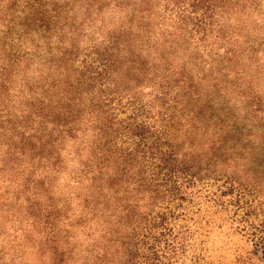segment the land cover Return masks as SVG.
<instances>
[{"label":"trees","instance_id":"obj_1","mask_svg":"<svg viewBox=\"0 0 264 264\" xmlns=\"http://www.w3.org/2000/svg\"><path fill=\"white\" fill-rule=\"evenodd\" d=\"M263 145L264 0H0V181L46 264H163L153 208L209 179L263 205Z\"/></svg>","mask_w":264,"mask_h":264},{"label":"rangeland","instance_id":"obj_2","mask_svg":"<svg viewBox=\"0 0 264 264\" xmlns=\"http://www.w3.org/2000/svg\"><path fill=\"white\" fill-rule=\"evenodd\" d=\"M234 109L241 116L242 108ZM119 115L123 117L126 113ZM245 157V167L264 173V145ZM16 179L6 173L0 181L1 264H46L44 255L37 250L40 235L33 215L28 216L31 210L25 201L20 203L10 197L15 193H11L13 186H8V182ZM65 180L62 178V185ZM195 182L196 193L181 201L180 206L163 203L153 208L154 212L164 213V227L171 228L173 239H177L174 257H164L163 264H264V253L256 249L250 235L254 228L264 226V204L256 205L252 196L237 200L228 194L212 196L220 181ZM61 193L60 186H55L53 198L64 199ZM82 257L71 252L68 261L83 264Z\"/></svg>","mask_w":264,"mask_h":264}]
</instances>
